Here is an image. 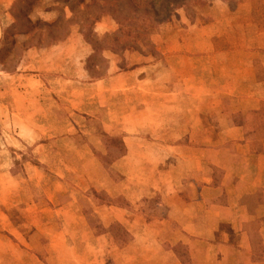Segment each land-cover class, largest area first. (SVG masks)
<instances>
[{"label":"crops","instance_id":"0c3cea01","mask_svg":"<svg viewBox=\"0 0 264 264\" xmlns=\"http://www.w3.org/2000/svg\"><path fill=\"white\" fill-rule=\"evenodd\" d=\"M235 12L222 0H210L192 21L178 14L152 37L157 57L125 53L113 54L112 60L105 55L107 68L94 78L89 68L94 51L79 28L60 42L25 50L14 72L0 70L1 128H14L23 141L42 143L47 141L42 128L58 127L55 141L59 136L80 146L84 138L77 128L101 127L123 138L127 152L120 164L127 158L145 164L130 176L122 170L117 188L104 190L113 202L94 203L85 195L103 228L118 223L125 229V243L91 230L81 201L67 189L65 203H56L55 192L46 198L47 206L64 211L77 207L73 213L82 219L79 230L62 235L50 222L49 235L39 230V239L48 242L44 248L3 254L13 255L14 264H54L43 258L42 250L49 256L66 255L64 264H260L251 262L247 226L264 222V138L262 151L253 157L244 143L249 142L245 129L231 122L221 96L236 98L231 111L264 104V26H252L249 32L248 10L242 20ZM45 70L63 74L65 87L57 92L49 88L42 78ZM76 149L74 156L83 159ZM170 159L177 160L174 167L165 165ZM153 160L159 165L148 166ZM210 163L221 171L217 180ZM116 197L125 203L118 204ZM35 202L30 199L27 206L39 210ZM132 206L139 207L140 215ZM109 213L108 219L104 214ZM6 216L1 223L21 222L11 231L17 239L33 237L34 243L39 216ZM54 237L64 238L60 248L54 247ZM108 248L115 258L107 257Z\"/></svg>","mask_w":264,"mask_h":264},{"label":"rangeland","instance_id":"374dc122","mask_svg":"<svg viewBox=\"0 0 264 264\" xmlns=\"http://www.w3.org/2000/svg\"><path fill=\"white\" fill-rule=\"evenodd\" d=\"M10 1L11 0H0V15H2L1 19L3 21V27L1 30L2 35L0 39V70L6 72H14L13 70L17 65L20 51L23 49V42H33L34 39L32 36L33 34L37 33H40L41 38L44 41L43 38L47 33L46 31L50 29L49 27H51L49 24L59 17V14L55 10L49 9L51 6L59 5L57 2H55V0H33L35 5H32L30 10H28L26 5L18 9L19 5L21 4L16 5V0H13L12 3H10ZM209 1L210 0H204L203 4L195 6L191 5L187 9H177L176 13L167 21L171 20L173 17H177L178 14H184L187 19L192 21L199 11L202 12V10L209 4ZM222 1L231 11H236L235 14L238 16L239 20L245 19V14L248 10L249 26H251L249 32L253 31L252 26H264V0ZM12 11L16 16V19L20 20L17 26H13L15 16L12 15ZM6 12L8 15L3 16ZM26 14H29L30 19L37 24V29L27 35H23L19 34V30L21 31L20 24L21 22L25 21ZM99 22L95 23V26H93V30L98 35H102L107 31H115L118 29V26H114L116 23L110 16H104ZM28 26L30 27L29 24ZM160 26L149 36L151 42L153 35L159 32ZM75 28L78 29L79 26H71L70 33L73 31V29L75 30ZM42 40L40 44H43ZM12 42H14V44H12ZM5 46L6 49H3ZM102 53L104 56H109V58L112 60L113 54L116 56H122L125 53H138L140 55L144 54L133 51H126L123 54H120L109 50L103 51ZM158 55L159 52L157 51L155 57ZM123 60L124 66L127 65L126 59ZM108 61L103 63L98 60L90 61L91 78L96 77L98 74H102V72L107 68ZM42 78L47 82L49 88L56 92L65 87V83H63L64 75L58 73L57 70H45ZM72 88L74 91L79 89L76 86H72ZM69 104L75 107L78 106L77 102H70ZM78 116H75V118ZM42 129L47 132V136L49 135L53 137L48 138L45 136L47 141L40 143L27 140L23 141L21 136L19 137L14 134V128L6 129L3 126L1 128L0 126V220L2 219L3 213H6L10 219L19 214L21 218L25 214L31 219L34 218V214L40 218V223L37 224L39 225L40 229L38 227V229H36L35 226L31 227V225H28L29 228L36 229L37 235L34 236V238H36L34 243L31 242V240L33 241V237L31 240L28 238V241L25 242L17 239L18 237L15 236L16 234L13 235L11 233V231L17 229L21 222H0V264H3V262L5 264L15 263L13 255H10V253L5 255L2 253L3 250L8 252L18 248L26 250L30 246L34 249L44 248L43 246L47 245L48 242H45V239H39V235L41 234L40 231L48 235L50 234V222L55 228L62 231L59 232L62 235L70 234L79 230L82 219L75 216L73 213L75 209L77 211V207L72 205L69 207V209H67V211L60 209L55 210L47 206L46 198L50 199L51 196L55 194V192L66 193V190L68 189L70 191L67 192H69L71 196H77L79 200H82L86 199L87 197H85L87 193H84L86 190L95 189L98 191L106 190L108 192H112L115 190V188H117L115 184L120 183L121 181H116L115 177L117 173L115 175L109 173L105 169L104 164L101 162L100 157L104 156L105 154L104 148L101 145L103 141L101 134L105 133L111 136V134L104 131L103 128L95 126L77 128V135H82L84 138V142L81 141L82 143H79L80 146H78V143L75 140H70L68 138L61 139L59 136L58 140L55 141L57 138L55 135L60 134L61 128L43 127ZM109 131L113 132V130ZM8 134L15 137L16 140L14 139L11 141L10 139H6ZM86 146H88L89 150L85 149ZM75 147L78 151H82L84 147V151H88L87 154H90L91 158H87V155H84L86 153L84 151H80V154H83L85 157L80 160L77 159V157L74 156ZM176 163V159H170L165 165L174 167ZM119 165L121 170L128 173L129 176L131 173H135V171L139 173V171H142L141 167L145 166L144 163H139V160L131 158L125 159L123 163H119ZM147 165L152 167L153 165H159V162L153 160L152 163H148ZM141 177L144 178V176ZM30 199H33L39 203V206H41L39 210L27 206V203H29ZM116 201L118 204L125 203L124 200L118 197L115 198V202ZM3 205L7 207H3ZM139 207L141 206L139 205ZM139 207H134V214L140 215V212L136 211V208ZM104 215L108 219L111 217V213ZM55 217H57V221H53ZM171 225L176 226V224ZM263 225L264 222L253 221L247 226L249 233L254 235L253 238H249V245L251 246L252 250V263L264 264V230H261ZM28 233L29 230L27 229V234ZM52 233H54V231ZM61 239L64 238L60 237L59 239L54 237L55 248L61 247ZM50 243H52V241ZM252 244L256 245L252 246ZM108 249V252H106L107 257L115 258L116 255L112 252V248ZM42 252L43 258L46 257L48 261L54 264H64L66 262V255L54 254L49 256L46 251L42 250ZM261 252L262 254H260ZM241 258L243 257L241 256ZM231 264H233V261ZM241 264H243V262Z\"/></svg>","mask_w":264,"mask_h":264},{"label":"trees","instance_id":"16d2710c","mask_svg":"<svg viewBox=\"0 0 264 264\" xmlns=\"http://www.w3.org/2000/svg\"><path fill=\"white\" fill-rule=\"evenodd\" d=\"M203 1L204 0H55L59 5L51 6L49 9L55 10L59 14V17L49 24L51 27L46 31L47 33L43 38L44 41L40 33L36 32L37 34H33L32 36L34 39L33 42H23V49L20 51L17 65L25 50L32 47H47L64 40L70 34V27L73 25L79 26V31L83 39L93 48L94 52L89 59V68H91L90 61L98 60L101 63L108 61L102 53L108 50L120 54L126 51H133L144 53L143 55L155 56L157 50L149 39V36L154 33L160 25L173 16L177 9H187L191 5L203 4ZM15 4H21L18 9L26 5L28 10L31 9L32 5H35L33 0H16ZM12 15L15 16L13 11ZM104 16H110L115 21L118 29L98 35L93 30V26ZM19 21L20 20H17L15 16L13 26H17ZM20 26L21 31L19 30V34L23 35H27L37 29V24L30 19L29 14H26V19L24 22H21ZM41 40L43 44H40ZM12 44H14V42H12ZM3 49H6V46L3 47ZM17 65L13 71L17 69ZM222 98L225 105V113H227L229 119L231 118V122L243 126L245 129L244 137L249 142L244 143L247 145L252 156L255 157V153L262 151L261 141L264 138V104L259 109L255 110L231 111V106L237 105L236 99L231 96H223ZM101 137H103L101 145L104 148L105 154L102 157L95 154L101 158V162L109 173L114 175L117 173L115 180L120 181L124 176L119 163L127 152L126 144L121 136H109L102 133ZM209 166L212 168L211 175L217 180L221 171L215 164L210 163ZM87 196H89L94 203L96 201L100 204L113 202L110 196L103 190L98 191L89 189L87 191ZM55 200L58 205H62L68 200V194L59 192L56 194ZM80 201L81 211L86 215L87 226H89L91 230L109 233L113 237L115 243H125L127 241V232L120 224L113 223L108 228H103L98 222L97 215L94 213L93 205L87 201V199H82ZM258 221L260 222L261 220ZM250 237L253 238L254 235L250 234ZM253 245L256 244H252V246ZM260 254H262V252Z\"/></svg>","mask_w":264,"mask_h":264}]
</instances>
